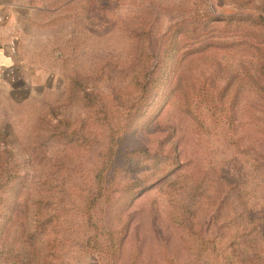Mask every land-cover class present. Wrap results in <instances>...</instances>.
Wrapping results in <instances>:
<instances>
[{"label": "rangeland", "instance_id": "obj_1", "mask_svg": "<svg viewBox=\"0 0 264 264\" xmlns=\"http://www.w3.org/2000/svg\"><path fill=\"white\" fill-rule=\"evenodd\" d=\"M70 6L68 18L38 16L34 32L23 30L36 85L0 102V128L10 125L0 162L13 170L0 264H264V0ZM142 27L147 68L172 64L164 85L133 106L117 91L137 61L130 30ZM85 92L97 93L91 110ZM93 112L124 124L127 145L150 156L114 176L110 200L95 210L106 235L92 248L82 209L106 135ZM57 120L65 133L51 135Z\"/></svg>", "mask_w": 264, "mask_h": 264}, {"label": "trees", "instance_id": "obj_2", "mask_svg": "<svg viewBox=\"0 0 264 264\" xmlns=\"http://www.w3.org/2000/svg\"><path fill=\"white\" fill-rule=\"evenodd\" d=\"M80 0H46V7L45 10L41 11L38 16L43 15H51V17H54V15H59L61 18L65 15L66 18H68V12L70 9V5L79 2ZM38 19V17H37ZM262 22L264 23V18H261ZM37 22L40 20H36ZM35 21V22H36ZM36 22V23H37ZM35 23V24H36ZM37 25V24H36ZM140 29V28H139ZM137 28H132L130 31L133 33V37H138L136 41V47L137 52L135 56L133 57L134 60L137 58L136 63H134L133 67L128 70L127 74L130 76V80L128 84L125 86H122L119 88L117 92L124 93L128 100L130 98V104L136 105V104H143L144 102L148 101L147 99L149 96H151L155 91L160 88L161 84L159 81L160 75L162 72L166 69L168 64H172V62H165V66H158L159 68L157 70H149V67L147 68V65L145 62L149 59L151 55L147 53L144 41L147 39V29L143 28L141 30H137ZM137 36V37H136ZM140 40V42H139ZM69 46H74V44H71L72 38L68 39ZM164 55H167V58H175L176 53L173 52L170 54L169 52L165 51ZM136 57V58H135ZM146 59V60H145ZM133 60V61H134ZM145 61V62H144ZM135 62V61H134ZM144 62L143 65H141ZM139 66H142L141 68ZM103 73V71H101ZM73 86L83 84V81L81 78L77 77L73 81ZM162 88V87H161ZM97 93H88L85 92L83 94V100L82 103L88 110H91L90 106L91 103L97 102L98 100H95V97H98L96 95ZM91 95V97H90ZM92 115L94 116V124H99L103 127V130L106 131V135L104 136V144L102 148H100L98 153V162L97 166L94 169V172L92 173V184L93 188L88 189V194L86 196V199L83 202V209H82V216L85 217L86 224L88 227L93 231L89 242L93 241L91 244V247L93 248L95 245L97 246L99 243L100 237H104L105 230L101 224L97 223L96 220V208L100 203H105L108 200H110L111 197V188L112 180H114V176L120 172V169L124 171V168L130 167L129 160L133 158L140 157L141 159L145 156H150V153L146 150V148L142 147H136L131 148L127 145L125 141V134L121 133V128L124 126L120 121L115 123L112 120H109L108 117L109 114H106L105 112H93ZM114 118V117H113ZM130 118L127 117L125 121H128ZM65 122V120H57V123L52 126L54 128V131L51 135L56 134H62L65 133V131L60 130V127ZM5 123V122H4ZM10 133V125L4 124L0 128V141H2V138L5 137ZM76 134V130L72 129L71 132L67 135L66 138H72ZM88 136V133H85ZM83 136L82 139H80L78 142L80 144L84 143L87 140V136ZM71 140V139H70ZM78 139H75L74 141H77ZM3 143V142H2ZM133 155V156H132ZM155 155V154H151ZM132 156V157H131ZM131 157V158H130ZM11 173H13V170L10 168V166H3V164L0 162V206H2L3 201H5L6 191L9 187L13 185V180H11ZM3 174L6 175V179L3 180ZM128 187V186H127ZM4 199V200H3ZM41 202V198H38L36 200L37 209L39 210V205ZM1 209V208H0ZM38 210L36 213H34V217L37 222V227L41 226L43 222L40 220V214L38 213ZM11 213H14V209H11ZM11 219L12 221L15 220V215L9 216L8 219ZM109 230V229H108ZM254 229L250 230L253 231ZM264 237V236H263ZM97 252L106 253L108 255V251L104 250L101 246L96 248Z\"/></svg>", "mask_w": 264, "mask_h": 264}, {"label": "crops", "instance_id": "obj_3", "mask_svg": "<svg viewBox=\"0 0 264 264\" xmlns=\"http://www.w3.org/2000/svg\"><path fill=\"white\" fill-rule=\"evenodd\" d=\"M45 7L46 0H0V102L3 105L5 101L18 102L23 86L27 85L30 91L36 85L38 65L32 63L21 40L23 30H36L35 21Z\"/></svg>", "mask_w": 264, "mask_h": 264}]
</instances>
